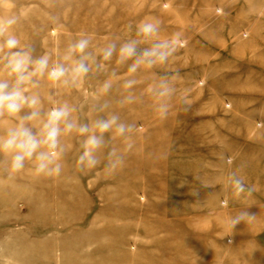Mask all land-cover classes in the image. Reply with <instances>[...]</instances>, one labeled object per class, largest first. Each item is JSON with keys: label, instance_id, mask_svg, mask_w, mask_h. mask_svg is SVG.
Instances as JSON below:
<instances>
[{"label": "rangeland", "instance_id": "obj_1", "mask_svg": "<svg viewBox=\"0 0 264 264\" xmlns=\"http://www.w3.org/2000/svg\"><path fill=\"white\" fill-rule=\"evenodd\" d=\"M5 4L37 53H58L83 33L98 46L124 39L145 18L187 43L166 66L137 73L132 90L115 61L82 91L42 87L83 118L94 103L85 93L114 72L100 102L142 131L116 172L78 169L75 137L55 178L9 175L0 157V264H264V0H0V12ZM177 73L189 104L174 100L162 119L142 93ZM129 91L137 100L121 106ZM232 171L251 189L239 197L221 190ZM244 209L253 217L225 235L224 218Z\"/></svg>", "mask_w": 264, "mask_h": 264}, {"label": "clouds", "instance_id": "obj_2", "mask_svg": "<svg viewBox=\"0 0 264 264\" xmlns=\"http://www.w3.org/2000/svg\"><path fill=\"white\" fill-rule=\"evenodd\" d=\"M3 9L0 12V157L7 160L8 174L28 171L36 177L60 176L68 151L65 142L68 137L78 141V169L91 170L103 164L105 171H118L124 166L126 155L134 147V137L142 128L122 120L118 113L109 111L107 103L100 102L113 88L112 77L116 74L113 72L105 78L90 94L85 93L94 103L83 118L76 114L77 105L45 96L41 89L46 85L57 94L82 91L90 76L104 73L115 61L117 65L126 66L123 89L132 90L139 84L137 73L166 66L186 45L183 34L164 35L158 19L145 18L135 25L134 34L124 39L117 37L98 46L91 34L83 33L67 42L58 53H37L16 30L21 15L10 5L5 4ZM213 11L221 15L224 10L217 7ZM178 78V73L159 75L142 93L162 119L168 116L174 100L189 104L188 98L178 92ZM136 100L129 91L121 106ZM219 147L226 148L223 144ZM220 159L228 166L233 163L226 152ZM221 190L239 197L251 189L232 171L223 180ZM227 205L225 198L221 206ZM252 217L247 209L225 217V235L232 233L238 223L248 222Z\"/></svg>", "mask_w": 264, "mask_h": 264}]
</instances>
